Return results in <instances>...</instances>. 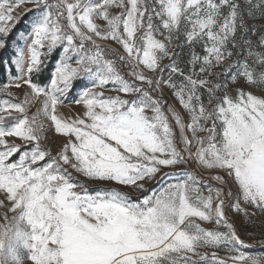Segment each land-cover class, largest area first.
<instances>
[{"label":"snow or ice","instance_id":"6c2138e0","mask_svg":"<svg viewBox=\"0 0 264 264\" xmlns=\"http://www.w3.org/2000/svg\"><path fill=\"white\" fill-rule=\"evenodd\" d=\"M48 2L0 4V48L30 10L23 6ZM238 7L232 0H52L14 77L18 89L27 86L23 100L0 102V189L11 201L10 208L0 201L6 208L0 264H22L21 251L32 264H264V255L242 250L248 245L233 219L264 217V91L250 90L264 87V53L250 47L252 63L240 62L236 74L220 80L237 63L228 62L243 27ZM14 9L21 11L13 15ZM184 25L187 72L174 63L175 33ZM96 38L117 42L126 54ZM258 44L264 47V33ZM61 46L51 81L41 85L38 74ZM81 77L95 82L67 104L81 106L67 121L58 106H66L64 97ZM10 86L0 92L12 96ZM165 86L186 116L165 109ZM36 102L63 134L56 155L42 146L39 111L28 115ZM73 169L128 191L91 194ZM165 176L184 179L149 192ZM142 193L149 194L130 199Z\"/></svg>","mask_w":264,"mask_h":264},{"label":"rangeland","instance_id":"374dc122","mask_svg":"<svg viewBox=\"0 0 264 264\" xmlns=\"http://www.w3.org/2000/svg\"><path fill=\"white\" fill-rule=\"evenodd\" d=\"M93 2H99V0H93ZM14 3L15 0L14 1L0 0V4H2L6 9ZM232 3L239 5L237 11L239 14V21L243 25V27H240L237 30L236 36L234 38L237 46L232 49L233 57H231L230 61L228 62L231 63L232 61H236L237 63L235 66L231 68L230 72L220 77L221 81L226 80L231 75L236 74L241 67L240 62L248 60L250 64L252 63L248 53V49L250 47H253L255 52L264 53V47L259 46L258 44L260 33H264V0H232ZM51 4H52V0H49L48 5L41 4L39 7H36L33 4H27L23 6L25 10L28 8H30V10H26L22 14L21 18L19 19V22L11 29V31L8 33L7 37L4 40V42H7V39L10 38L11 34L14 32V29L21 24V19L25 15H29L28 21L22 24V28H24L23 29L24 32L18 33L14 41H12L11 43V48L14 49L16 53L13 63L16 68L17 76L22 73L23 67L25 65V57L27 56L30 46L32 45L33 32L35 30V27L45 19L48 12V8L51 6ZM151 6L152 5L150 3L149 5L150 11H151ZM20 11H21L20 9H14L13 15H16ZM222 11L225 15H227L229 8L225 7L224 9H222ZM254 29L257 30L255 34L253 33ZM185 32H186V25L182 26L178 33H175L176 39H175V48H174V52H175L174 63L177 66H182L184 70L187 72L189 70L188 55L190 51V46L185 43V39H186ZM96 39H97V43H99L101 47H105V48L110 47L119 50L123 54H126L123 52L122 45H119L117 42L104 41L99 38ZM249 41H251V44L248 43ZM3 48L4 46L0 48V50H2ZM229 48H231V45H229ZM197 51L203 54L202 46H197ZM106 58L115 59L116 57L113 54L109 53L106 56ZM73 59H75V57H73ZM59 60H61V57L59 58ZM117 63L119 64L120 62L117 60ZM162 63L165 65L164 68L162 69V75H164L165 78H167L169 61L165 59ZM56 67H57V63L53 67L52 74L56 70ZM18 69H20L21 71L18 72ZM217 71H222V68H217ZM253 71L254 74L258 75L260 71L259 66L255 65L253 67ZM8 80H9L8 85L9 84L11 85L9 91L12 93V96H9L8 93L0 92V102L8 99H12L13 102L23 100V95L21 93L27 86L21 84V87L18 89L15 86L14 77L9 76ZM78 80L82 84L80 87L76 88L74 84ZM94 82L95 81L91 77H81L80 79H76L73 82L72 91L68 92L66 97H64L63 99V102L66 104V106H58V113L61 116H63L65 120L67 121L73 120L80 114L81 106L78 105L67 106V104L73 103L74 101L80 99V94L84 90V88L91 87ZM245 83L247 82L245 81ZM109 87L114 88L113 85H110ZM250 90L254 94H259L261 91H264V87L252 85L250 86ZM163 95L167 101V103L164 105L165 109L174 107L177 111L181 113L182 116L187 115L185 110L179 104V101L175 99L172 91L168 89L166 86ZM203 99L206 102L207 100L206 93L204 94ZM42 108L43 105L39 102H36L35 104L29 106L28 115L29 116L37 115L39 111V115H37V119L38 121L42 122L44 125L42 146H47V149L50 150L53 155H56L57 150L60 148L61 141L63 139V134L57 133L55 131L54 123L50 119L46 118V116L42 111ZM6 139L9 142H11L14 139L16 143L18 144L20 143L19 138H6ZM27 147L30 148L31 145H28ZM0 150H3V146H0ZM18 157H19V153L14 155L9 162L18 159ZM199 167L200 166L197 164L196 168L199 169ZM71 171L73 172V174L77 175V178L81 183L87 186V191L91 194H96L101 192L112 193L117 190L128 191L127 186H119L118 188H116L114 182H112L111 184L110 182L107 181H102V182L91 181L87 177H83L80 174H76L74 169ZM178 179H184V177L183 176L162 177L157 184L153 185L152 188H150L149 192L153 190L159 191L165 184ZM207 185H208V181L206 180L204 186L206 187ZM148 194L149 193H142L140 195L132 194L130 196V199L132 201H139L143 198L144 195H148ZM0 201H3V204L6 205L8 208L11 207V201L6 199V193L2 189H0ZM5 210H6L5 207L0 206V223L3 222V215ZM8 214L10 216L13 215V213L11 212H9ZM232 214H234V209H233V213H231L230 215ZM233 219L235 220L236 228L240 234L241 239L245 240L246 244L248 245V247L242 250L253 256L264 255V243H261V241H264V226L261 225V220H264V217H261L257 213L256 215L251 217V220H249L247 218H244L242 214H234ZM200 223L202 227H209V228L212 227V225L208 224L207 222L200 221ZM209 251H217L219 255H226V253L217 249H210ZM28 255L29 253L27 251L20 252V256L22 257V264H32V262L27 259Z\"/></svg>","mask_w":264,"mask_h":264},{"label":"trees","instance_id":"16d2710c","mask_svg":"<svg viewBox=\"0 0 264 264\" xmlns=\"http://www.w3.org/2000/svg\"><path fill=\"white\" fill-rule=\"evenodd\" d=\"M14 1V0H9ZM29 15H25L21 19V24L14 29V32L11 34L10 38L7 39V42H4V48L0 50V87L8 85V77H17V72L13 60L16 56L14 49L11 48V43L14 41L16 35L20 32H24L22 24L28 21ZM62 47H58L51 55L50 58H47V67L44 68L42 72L38 74V82L41 85H47L52 79V70L54 65L57 63L61 57ZM81 82L78 80L74 84L76 88L81 86Z\"/></svg>","mask_w":264,"mask_h":264}]
</instances>
